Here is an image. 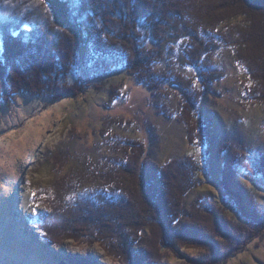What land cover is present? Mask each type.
Returning <instances> with one entry per match:
<instances>
[{
    "label": "rangeland",
    "instance_id": "obj_1",
    "mask_svg": "<svg viewBox=\"0 0 264 264\" xmlns=\"http://www.w3.org/2000/svg\"><path fill=\"white\" fill-rule=\"evenodd\" d=\"M149 2L153 11L170 3L179 5V13L173 17L175 26L168 27L172 42L165 47V57L157 68L178 73L200 89L203 81L192 47L187 37L175 31H181V22L186 21L200 38L213 44V50L203 58L211 69L210 92L196 113L211 122V154H206L207 147L188 138L179 116L182 98L176 85L165 83L152 92L127 73L121 58L90 55L79 69L61 78V83L68 85L80 76L87 78L79 96L51 100L15 95L6 103L0 102V264H136L122 246L127 251L138 250L134 257L140 258V264H201L197 259L208 252L179 243L175 236L173 242L163 238L164 246L150 253L151 227L173 228L178 222L167 211L162 214L153 207L150 225L138 227L143 236L128 235L129 240L124 241L101 223L97 222L102 231L75 216L74 207L105 204L99 190L118 185L125 191L122 176L127 180L130 172L126 173L128 166L122 164L133 161L129 157L137 156L134 152L143 153L150 174L168 162L186 158L200 167L190 179L197 181L196 185L183 190L185 211L210 202L238 223L241 217L233 204L236 199L225 189L229 186L238 192V185L253 200L256 212H264V176L257 173L264 160V82L252 79L249 63L242 59L250 48L244 36L249 19L231 16L222 5H216V13H212L208 10V6L213 7L211 0ZM141 32L145 46L152 51L158 33L150 34L143 24ZM85 50L81 49L80 56ZM129 140L139 145L132 149L127 145ZM242 158L254 168L252 172L240 165L239 169L234 167ZM226 166L232 179L225 187ZM94 210L96 221H103ZM78 223H83L86 235L72 229ZM115 234L119 238V233ZM220 257L219 264H264V234L243 251Z\"/></svg>",
    "mask_w": 264,
    "mask_h": 264
},
{
    "label": "trees",
    "instance_id": "obj_2",
    "mask_svg": "<svg viewBox=\"0 0 264 264\" xmlns=\"http://www.w3.org/2000/svg\"><path fill=\"white\" fill-rule=\"evenodd\" d=\"M38 1L39 3L36 0L0 1L1 103L8 102L15 95L42 96L51 100L79 96L83 93L82 85L88 82L87 78L80 76L71 85L61 83V78L79 69L90 55L93 58L117 57L123 60L127 73L135 75L150 91L160 90L165 83L176 85L180 89L182 100L179 116L185 124L188 138L205 146V149L207 147L206 154H211L214 140L211 122L196 113L204 96L210 92L207 84L211 69L203 58L213 50V44L200 38L194 26L186 25V21L181 22V31H175L182 37H187V43L192 47L194 63L199 68L203 81L200 89L185 81L178 73H168L157 68L163 55L165 57V47L172 42L168 27L175 26L173 17L179 13L177 3H170L153 11L149 0ZM18 2L21 6H18ZM211 3L213 7L208 6V10L212 13H216L217 6L222 5L232 12L231 16L249 19V28L244 36L250 48L246 49V56L242 54V59L245 58L249 63L247 67L252 79L264 82V0H211ZM142 24L148 26L150 34L158 33L154 40L156 47L152 51H148L150 49L145 46ZM158 28L162 29V33L156 32ZM83 48L86 49L85 53L80 56ZM127 145L134 149L139 144L129 140ZM133 155H137L129 157L133 161L126 160L122 164L128 166L124 171L130 172L127 180L122 176L125 191L118 185L110 190H99L105 204L94 207V203L92 206L86 203V206L74 207L79 222L85 221L90 226H99L98 223H101L107 230L114 232L112 235L116 239L124 241L128 239V235L139 234L138 227L150 225L149 215L153 207L157 212L162 210V214L167 211L178 222L173 228L164 225H156L155 228L150 226L153 231L150 253L158 246H164L163 238L167 242H173L175 236L179 243L205 249L204 254L208 252L197 259L201 264H217L216 261L222 260L220 255L229 257L237 254L253 239L263 237L264 212H256L253 200L240 186L237 185L238 192L228 188L226 182L232 179L229 166L224 168L222 183L236 199L233 204L241 217L238 223L228 218L225 209L210 202H201L193 209L184 210L181 200L186 193L183 190L196 185L197 181L190 179L200 171V167L190 158L173 160L150 174L143 153L134 152ZM242 160L243 158L236 160L234 167L239 169L240 165L252 172L251 169L254 168L244 164ZM261 163L257 173L264 176V160ZM94 209L99 211L104 222L96 221ZM84 228L83 223L72 226V229H79L86 235ZM100 230L102 231L101 227ZM115 233H119V238ZM48 241L56 244L50 237ZM122 250L130 253L135 263L140 264V258L134 257L138 250L127 251L123 246ZM142 257L148 256L142 254Z\"/></svg>",
    "mask_w": 264,
    "mask_h": 264
}]
</instances>
